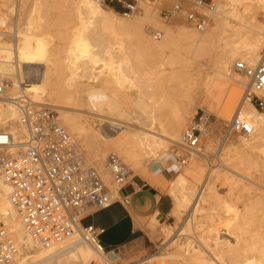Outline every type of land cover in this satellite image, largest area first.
Here are the masks:
<instances>
[{
    "label": "bare ground",
    "instance_id": "obj_1",
    "mask_svg": "<svg viewBox=\"0 0 264 264\" xmlns=\"http://www.w3.org/2000/svg\"><path fill=\"white\" fill-rule=\"evenodd\" d=\"M9 1L0 0V11L3 9L2 6L5 7L4 12L1 11L2 14H8L10 11L15 10V7L11 6L12 4L5 6V3H9ZM235 2L237 1L224 0L223 5H216V10L213 14L214 29H225L229 31V34L225 35L222 33L220 37V40L224 43L226 54L221 55L214 73L209 75L196 66L197 55L204 49L206 42L205 38L199 35L200 33H195L191 29L174 33L170 29L164 32L163 41H154L149 35L151 34L149 27L145 29V23L151 19L149 11H144L143 19L131 18L129 21L124 22L116 17L118 13L112 8L101 6L94 0H77L75 15L78 29L71 36V46L68 49L67 61H65L67 62L65 68L70 70L71 74L61 80L58 75L61 66H57L58 60L55 58L58 46L54 43L51 44L54 34H56L55 28L58 26V18L54 11L56 9L55 3L53 0H19L17 16H21L20 18L17 17L16 22L21 20L22 23H18L20 25L17 24L14 33L15 43L12 45L4 40L3 36L9 35H0V75L11 80L12 90L11 86L7 88L10 97H16L21 93L28 95L31 102L35 105L53 103L59 108L57 111L58 119L68 129L67 133L70 134L71 138L78 139V141L83 143L92 161L88 160L86 153L83 152L82 157L86 158V161L89 162L88 165L106 174L108 173L106 168L108 155L118 153L123 156L126 166H129V171L132 170L137 173L143 167V162L146 158L151 157L153 159L164 152L169 156L166 150L167 144L176 142L179 139L181 125L180 128L179 126L171 128V132H168L167 135H163V131V134H160L158 129L150 124L139 125L137 130L131 132L122 129L115 137H110L106 134L99 135L93 131V128L90 127L83 117L70 113V109L73 108L62 106L64 104V96L67 97L71 92L80 95L82 97L81 101L84 103V107L82 106L81 108L87 107L86 109L88 110L93 109V112L97 109L100 111L99 113L102 112L103 114L100 117L109 118L116 116L119 119L135 120L140 123L143 120L142 114L146 115L149 108H157L171 102L170 98L166 96V79L172 78L177 73H189V68L192 65L193 79L199 80L205 101L211 107L224 101L222 116L225 120H229L241 97V90L238 87L246 84V79L242 75L233 73L231 63L235 58H239L241 62L246 64H255L260 57L261 38H264V24L259 23L256 20L255 13L250 12L246 6L240 14L239 11L233 8ZM260 4V7H264V0H260ZM21 7L22 10L18 13V9ZM228 17L237 20L241 28L229 27L227 23ZM89 22L109 33L116 45V51L112 50L101 38L102 32L96 29H92L93 31L88 30L87 23ZM5 23L6 18L0 17V24ZM21 25L22 27H20ZM128 37H133L136 40L135 42L139 43L148 55L147 60L141 64L139 74L131 69L132 76L122 75L123 70H117L114 65L120 66L117 63L122 60L117 63L114 61V59L119 57L123 58V63L128 61V56L124 51V38ZM91 38L94 39V43L91 42ZM235 38L241 40L239 41L241 44L231 41ZM180 41L184 43L179 44ZM95 47L100 48L96 51L94 50ZM134 49H136V46ZM50 50H52L51 53ZM167 51H171L174 54L170 62L165 60ZM133 52L134 55L137 54L135 50ZM186 53L190 55L187 56L185 55ZM98 59H103L101 62L106 65L110 73L109 76L101 77L93 72V65L99 61ZM134 63L136 66L137 62ZM167 65H177L178 67L176 70L167 73ZM78 69H81V73L77 72ZM104 70L100 71L103 72ZM29 74L37 76V81H31L33 83H26V85L21 87L22 78ZM115 85H118V87L127 85L132 89L133 87L138 88L135 99L131 100L127 93L121 96L120 88ZM158 94L160 98L155 100V95ZM46 97L49 98L48 101L50 102H47ZM242 104L244 105H240L235 114L240 115L243 120L249 123L252 129L250 137L242 139V146L252 148L257 145L258 140L264 139V112L261 113L253 105L245 101ZM126 106L134 107V110L137 109L140 112V117H131L129 112L125 110ZM74 109L77 111L78 108ZM92 111L90 110L89 112ZM17 120V110L9 102H1L0 100V126L7 124V126L13 127V123ZM20 133V138L22 139L24 133L21 130ZM73 138L72 140L77 148H81V145ZM251 138L253 141H250ZM178 142L180 143V140ZM241 148L239 150L233 148L234 150L231 151L233 153L231 157L234 160L239 159L242 155L243 151H240L242 150ZM202 156L205 157L202 152L193 155L190 158L192 160L191 164L177 176L175 187L171 186L173 188L171 196L175 203L176 213H178L179 208H185L191 201L192 189L189 182H194L201 178V172H197L198 170L195 169L198 165V159L196 158ZM244 156L242 158L246 157ZM231 157L229 156L228 158L231 159ZM240 160L242 161V159ZM246 163L248 162L246 161ZM257 167L260 166L257 165ZM223 178L224 181H221L226 182V186L230 190L234 182L227 175H223ZM208 179L209 174L203 178L193 203L189 206L191 207V211H189L191 218H185V227L177 229L176 239L173 238L174 240L170 244L171 248L176 250L164 255V257L169 258L166 264H264V245L256 243L250 245L251 243L248 244L245 240L248 226L251 222L254 223L252 215L255 214L252 213L251 204H245L241 212L234 211L231 204L227 203V201L221 202L216 197ZM8 194L9 188L0 177V216L8 236L18 249V256L13 264L107 263L105 256L96 253L77 236L48 249L33 245L9 202ZM217 205L223 208L225 213L233 215V219L224 221V229L226 227L225 236L232 241L220 237L213 224L205 231L206 236L202 239L204 246L199 245L200 243L198 242L200 248L203 247L202 250L196 246L192 247L191 243L187 241L188 238L182 241L180 237L186 236L185 234L188 233V231L184 233V230H187L185 229L189 225L187 223L193 221L195 214L207 210L212 215L215 210L214 207ZM196 215L198 216V214ZM156 224V219H153L150 226L147 227L151 236L155 233ZM191 229H193L192 226ZM187 235H190V233ZM160 236L163 237L164 242L169 241L170 243L173 236L171 226H165L160 232ZM199 241L201 242L200 239ZM255 244L256 246H254ZM92 252L94 257L91 256ZM131 264L165 263H157L155 257L150 256Z\"/></svg>",
    "mask_w": 264,
    "mask_h": 264
},
{
    "label": "rangeland",
    "instance_id": "obj_2",
    "mask_svg": "<svg viewBox=\"0 0 264 264\" xmlns=\"http://www.w3.org/2000/svg\"><path fill=\"white\" fill-rule=\"evenodd\" d=\"M76 1L77 0H53V2L55 3L54 6L56 8L54 11H55L56 17L58 18V21H57L58 26L55 28L56 34H54V38L51 44L54 43L58 46L56 50L57 55L55 56V58L58 60L57 66L58 65L61 66L59 70L60 72L58 74L59 77H61V80L65 79L71 74L70 70L65 68L67 64V62L65 61H67L66 57L68 54V49L71 46V36L78 29V25H77L78 22L76 20V15H75ZM195 1L196 0H189V3H188L189 10L195 13L204 14L210 20L207 29L204 32H200L199 34L205 38L206 42H205L204 49L201 50L200 54L198 53L197 55L196 66L200 67L203 72L209 75H212L214 73V69L217 66V62L219 58L221 57V55L226 54L224 50V47H225L224 43L223 41L220 40V37L222 36V33H224L225 35H228L229 31L225 29L215 30L214 20H213V14L215 13L216 5L217 4L223 5L224 0H213L215 4V9L213 12H209L205 9L196 8L193 4ZM209 1L210 0H203L204 3H209ZM236 1L237 2H235L233 8L239 11L240 14L242 13L243 8L246 6L248 7L250 12L255 13L256 20L259 23L264 24V19H262V16H264V7H260L261 5L260 0H236ZM18 2L19 0H10L9 3H5V6L12 4L11 6L15 7V10L10 11L11 13L9 12L8 14H4V13L2 14V12H4L3 10L5 9L4 6H2L3 8L1 9L2 12L0 11V17L6 18V23H5V27L3 31H5L8 35L14 34L17 24L22 23L21 20H19L20 22H16L17 17L20 18L21 16V15L17 16ZM173 2L174 0H168V1L167 0H152L151 3H145L141 5L140 13L135 15L132 18L143 19L144 11H149L151 13L149 16L151 19L149 22L145 23V29L149 27V31L151 33L149 35L151 38H152V32L154 31L161 32L163 36L160 41H163L165 37L164 32L170 29L174 31V33L188 31V29H191L193 32L198 33L186 22L185 14L183 12L176 14L172 19L168 21H164L162 19L161 11L164 9L165 10L169 9L170 6L173 4ZM21 10H22V7L18 9V13H20L19 11ZM116 17L124 22L129 21V19L123 18L119 13L116 14ZM227 23L229 27L232 26V27L239 28V29L241 28L237 20H233V18L231 17L227 18ZM87 25H88L89 31H93L92 29H96L102 32L101 38L105 41L106 44H108L111 47L112 50L116 51V45L114 44V40L112 39L111 36H109V33L107 31L97 28V26L92 22L87 23ZM20 27H22V25ZM3 38L5 41L11 43L12 45L15 43L14 41H16V38L12 36H3ZM90 40L92 43H94V39L91 38ZM135 41L136 40L133 37L124 38V43H125L124 51L126 52L128 56L127 62L124 61L123 63L122 57L114 59L116 63L122 60L119 63H117L120 66L114 64L117 70L119 71L123 70L122 75L132 76L131 69L134 70L137 74H139L142 62L147 60L148 58L146 51L144 52V48H142L141 45ZM231 41L236 42V44L238 43L241 44V42H239L241 40H238L236 38L234 40L232 39ZM180 43L183 44L184 42L180 41L179 44ZM135 46H136V49H134ZM262 47H264V38H261L259 56H260L261 50H264L262 49ZM99 48L100 47H95L94 50L97 51L99 50ZM133 50L136 51L137 53L136 55L133 54L134 53ZM51 52L52 50H50V53ZM185 55L189 56L190 54L186 53ZM173 57H174L173 52L171 51L166 52L165 60L167 62H170ZM240 60L241 59L239 58H235V60L232 61L231 70L233 71V73H236L233 70V64L236 61H240ZM101 61H103V59H100L93 65L94 66L93 72L97 73L101 77H107L110 75V73L107 70V67L104 64V62H101ZM134 62H137L136 66ZM177 67H178L177 65H167L166 71L167 73H170L172 70H176ZM192 68L193 67L191 65V67L189 68V73H185V74L177 73L173 75L172 78H168L169 75H167L168 77L166 76V78H168L166 79L167 84L165 85L166 96L170 98L171 102L167 105H162L157 108H154V107L149 108L148 113L146 115L142 114L143 120L140 123L136 122L135 120L128 121L125 119H119L116 116L109 117V118L100 117L103 114L102 112L99 113L100 111L97 109L94 110V112L97 111L95 112V114L97 113L96 115L98 116H96L94 112L92 111L93 109H90L92 112H89L90 110L86 109L87 107L81 108L84 105V103L81 101L82 97L80 95L74 92H71V94L67 95V97L64 96L65 97L64 104H62V106H65V107L67 106V108L68 107L73 108V109H70V113L73 115H78V116L83 117L85 121L90 125V127L93 128V131H95L97 134L99 135L106 134L110 137H115L116 135H118L117 133L122 129H124L127 132L137 130L139 125H143V124H146V125L150 124L152 125V127L157 128L160 134H163L162 133L163 131L164 132L163 135H167L168 132H171V128L173 127L176 128L178 126L180 128V125H181L182 128L179 129V137H178L179 138L178 140H180L181 133L188 119L190 118V116L196 109L202 110L209 115V123H208V128L206 130L207 135L205 134L201 141V147H202L201 152L202 154L205 155V157L202 156V157L196 158L198 159L197 160L198 165L195 170H198L197 172L199 171L201 172V178L198 180H195L194 182L193 181L189 182V185L192 189V196H191L190 203L185 208H179L178 213H176L175 203L171 196L172 194L171 190L173 189L171 186L175 187L177 176L181 174V172L191 164L192 162L191 159L188 160V162L184 166H182V168H180L179 171L171 174V177L167 181L165 182L162 181L164 183V190L162 192L166 196H168L170 203H171V210H170V213L167 219L159 220V219H156L155 216H150V217L141 219L139 221L140 222L139 224L144 234V244L141 247H138L129 253H123V255L120 256L118 260L120 263L131 264V263L146 259L150 256H154L155 261L157 263L166 264V261L169 260V258L164 257V255H167L169 252L176 250L174 248H171L170 244L174 239H176L175 235H176L177 229L185 227V224H184L186 220L185 218L187 219L191 218L189 215L190 213L189 211H191L190 209L191 207L189 206L192 205L191 203H193V199L197 193V190H199L202 180L205 176H207V174H209L208 180L211 184V187L216 197H218L221 200V202L227 201V203L231 204L232 209H234V211L241 212V210L244 209L245 204H251V208L253 211L252 213L255 214V215H252L253 217L252 219L254 223L251 222L250 225L248 226L249 228L247 227L248 229H247V234L245 235V240L248 244L251 243L250 245H253L254 243L264 245V139L258 140L257 145L251 148V147L242 146L243 138L239 134L231 133L227 136V138L223 137L226 131V128L228 126V123L230 122V120L233 118V116L237 112L236 110L239 109L240 105H244L242 103H243V95H244V89H245L246 84L238 87L241 90V97L239 99L238 104L235 106L233 113L231 117L229 118V120H225L222 116L224 101H222L219 105H215L213 107H211L205 101V99L203 98L202 91H201L202 86L199 80L193 79ZM103 69H105L103 72L100 71ZM77 72L81 73V69H78ZM37 78L38 77L33 76V74H29L25 76L24 78H22L21 87H23V85H26V83L29 84V83H33L37 81ZM6 79L8 80V85L9 87L11 86V90H12L11 80L8 79V77ZM115 86L117 88H120L121 96L127 93L131 100L135 99L138 88L133 87L134 89L133 90L132 88H129L127 85H123V86L121 85L119 87L118 85H115ZM26 96L29 98L28 95ZM159 98H160V95L158 94V95H155L154 99L159 100ZM48 100L49 98H47V102H50ZM47 104L49 105H36V106H46V107H49L55 110L56 112L59 110V108L56 107L53 103H47ZM74 108H78L77 111ZM134 109H135L134 107L132 108L128 106L125 107V110L129 112L131 117H134V116L140 117V112L137 109L136 110ZM258 111L262 113L264 112V109H258ZM60 122L61 120L59 121V123ZM61 124L63 125L62 122L60 123V125ZM12 126L17 127V121H15ZM13 127L7 126V124H3L0 126V129L13 128ZM65 130H67L68 132L67 128ZM73 139L81 145V148L80 147L78 148L80 154L83 155V152H85L87 155L86 158L90 160V157L87 154L83 143L81 141H78V139H75V138ZM178 140L176 142L167 144L166 150L169 156L166 154V152H164V153L158 154L153 159L151 157L146 158L145 161L143 162V167L140 168V170H138L137 173H134L132 170L129 171L128 181L134 176H139L141 178H145L147 174L151 176L149 172V166L155 162L164 163L168 158L173 159L175 154L185 155V152L183 151ZM250 141H253L252 138ZM239 146L242 147L241 148L242 150H240L241 152L243 151L242 155L239 157V159L234 160L231 157L233 156V153L231 151L234 149L239 150L240 148ZM116 154L121 160V162L126 166L123 156H120L118 153ZM229 156L231 157V159L228 158ZM243 156L245 158H242ZM86 158H84L85 162L86 164H89V162L86 161ZM247 158L249 161L247 160ZM240 159H242V161ZM245 159L248 163H246ZM251 161L253 162L252 164H251ZM256 164L259 165L260 167H257ZM253 165L255 166L253 167ZM126 168L128 169L129 166L128 167L126 166ZM100 174H101L102 180L106 183L108 188L112 190L113 186L111 183L110 175H108V173L105 174L103 172H100ZM223 175H227L231 179V181L234 182L230 190L228 189V186H226L227 183L223 182L224 181ZM156 178L158 180H161L160 176H157ZM148 183L152 186H157L155 182L148 180ZM214 209L215 210L212 213V215L210 214V211H207V210L196 213L198 214V216L195 214L193 221L191 223L190 222L187 223V225L189 224L185 228L187 230H184V233L188 231L190 235H187L188 234L187 233L185 234L186 236L180 237L182 238V241L188 238L187 241L191 243L192 247L196 246L197 248L202 250L203 247L200 248L199 245L204 246V244H202V241H203L202 239L203 237L206 236L205 231L207 230L209 226H211V224L215 226L220 237H222L223 239H228L232 241L227 236H225L226 227L224 229V226H225L224 221L233 219V215L232 214L229 215L225 213L224 209L220 208L218 205L214 207ZM89 212H91V210L84 213V215ZM153 219H156L157 224L155 225V229H154L155 233L153 234V236H151L149 233V229L147 227L150 226ZM190 225L192 226L193 229H191ZM165 226H171L173 230V236H172V239L170 240V243L169 241L164 242L163 237L160 236V232L163 230ZM199 239L201 240V242L199 241ZM256 244L254 246H256ZM93 255L94 254L92 252L91 256L94 257Z\"/></svg>",
    "mask_w": 264,
    "mask_h": 264
},
{
    "label": "built area",
    "instance_id": "obj_3",
    "mask_svg": "<svg viewBox=\"0 0 264 264\" xmlns=\"http://www.w3.org/2000/svg\"><path fill=\"white\" fill-rule=\"evenodd\" d=\"M97 4L115 9L123 18L131 19L141 11V5L152 0H94ZM189 0H174L162 10L164 21L183 12L186 22L198 33L204 32L209 18L188 8ZM196 8L213 12V0L204 3L196 0ZM264 19V16H262ZM5 24H0V35ZM8 35V34H7ZM14 37V34H9ZM162 33L152 32L155 41ZM233 70L246 79L243 101L257 110L264 109V50L255 64L236 61ZM8 80L0 75V100L9 102L18 112L17 127L0 129V177L8 186L9 202L21 225L36 247L51 248L74 236L107 259L105 264H123L117 250L107 251L100 243L104 229L83 226L82 220L90 213L114 203L128 206L130 201L120 191L128 183L129 170L116 154H109L106 168L113 189L102 180L101 174L86 164L82 154L63 126L57 112L46 106H36L25 94L10 97ZM209 115L196 109L188 119L180 137L185 155L168 158L173 173L179 171L193 155L201 153V141L208 128ZM20 130L24 133L21 139ZM104 133V131H103ZM239 134L249 138L252 129L240 115H234L223 137ZM91 210V212L86 213ZM18 249L7 234L0 216V264H13ZM104 264V263H103Z\"/></svg>",
    "mask_w": 264,
    "mask_h": 264
},
{
    "label": "crops",
    "instance_id": "obj_4",
    "mask_svg": "<svg viewBox=\"0 0 264 264\" xmlns=\"http://www.w3.org/2000/svg\"><path fill=\"white\" fill-rule=\"evenodd\" d=\"M170 166L169 160L151 164L149 166L151 176L149 174L145 178L134 176L121 189L120 195L130 201L128 206L114 203L105 209L88 214L81 224L104 229L100 243L107 251L117 250L119 258L123 253L141 247L144 244V234L139 221L150 216L166 220L169 216L171 203L162 191L163 182L173 174ZM157 176H160L161 180H158ZM148 180L155 182L157 186L150 185Z\"/></svg>",
    "mask_w": 264,
    "mask_h": 264
}]
</instances>
